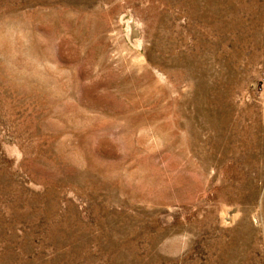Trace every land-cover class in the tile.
Listing matches in <instances>:
<instances>
[{"label":"rangeland","instance_id":"rangeland-1","mask_svg":"<svg viewBox=\"0 0 264 264\" xmlns=\"http://www.w3.org/2000/svg\"><path fill=\"white\" fill-rule=\"evenodd\" d=\"M0 264H264V0H0Z\"/></svg>","mask_w":264,"mask_h":264}]
</instances>
